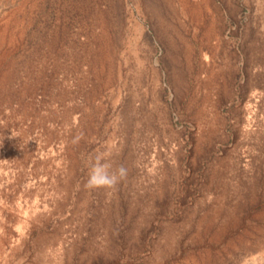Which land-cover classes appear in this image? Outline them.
I'll return each mask as SVG.
<instances>
[{
    "label": "rangeland",
    "instance_id": "rangeland-1",
    "mask_svg": "<svg viewBox=\"0 0 264 264\" xmlns=\"http://www.w3.org/2000/svg\"><path fill=\"white\" fill-rule=\"evenodd\" d=\"M0 264H264V0H0Z\"/></svg>",
    "mask_w": 264,
    "mask_h": 264
},
{
    "label": "clouds",
    "instance_id": "clouds-1",
    "mask_svg": "<svg viewBox=\"0 0 264 264\" xmlns=\"http://www.w3.org/2000/svg\"><path fill=\"white\" fill-rule=\"evenodd\" d=\"M110 155V153H101L95 156L85 182L86 188L111 189L127 178L128 169L123 164L114 167L108 158Z\"/></svg>",
    "mask_w": 264,
    "mask_h": 264
}]
</instances>
